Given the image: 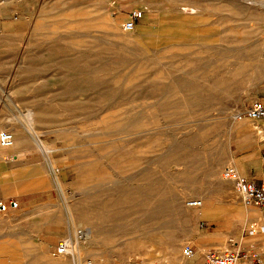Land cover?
Instances as JSON below:
<instances>
[{"label": "rangeland", "instance_id": "374dc122", "mask_svg": "<svg viewBox=\"0 0 264 264\" xmlns=\"http://www.w3.org/2000/svg\"><path fill=\"white\" fill-rule=\"evenodd\" d=\"M257 100L264 0H0V131L27 144L5 154L23 167L0 197L43 214L0 232V264H203L264 236L248 234L264 205L222 177L264 163V118L233 116ZM76 228L92 233L81 251L56 255Z\"/></svg>", "mask_w": 264, "mask_h": 264}, {"label": "built area", "instance_id": "2783aa9c", "mask_svg": "<svg viewBox=\"0 0 264 264\" xmlns=\"http://www.w3.org/2000/svg\"><path fill=\"white\" fill-rule=\"evenodd\" d=\"M144 17V11L134 9L129 18L124 22L126 31H133L137 23ZM235 119H261L264 118V102L257 100L243 110L234 112ZM14 135L10 130L0 131V147H10L13 144ZM222 177L224 180L233 182V185L246 205L263 206L264 205V180L260 182L249 179L241 173L235 166H226L223 169ZM193 206L202 205L201 200L191 202ZM19 201L16 199L1 200L0 211L6 212L11 209L19 208ZM258 233L264 234V225L253 224L248 231L250 236ZM88 237L87 228H76L74 232L62 238L56 246V255H69L75 252L77 244L84 243ZM195 249L192 245L183 247V255L191 258L195 255ZM203 264H264V252L255 246L244 247L238 244L232 245L226 249H211L206 252Z\"/></svg>", "mask_w": 264, "mask_h": 264}, {"label": "crops", "instance_id": "0c3cea01", "mask_svg": "<svg viewBox=\"0 0 264 264\" xmlns=\"http://www.w3.org/2000/svg\"><path fill=\"white\" fill-rule=\"evenodd\" d=\"M250 120H253V119H250ZM258 125H262V123L258 122ZM262 131L263 129L260 130L259 133H261ZM26 147H27L26 139L24 140L18 139L15 146H13L11 149L0 150V159H1L0 160V186L4 185L5 187V183H1V181L3 182L5 180L12 179L16 182L17 179L19 178L18 176H20V171L22 170V167H23L22 165H20V163L10 164L8 161H6V157H4L5 154L9 152L14 153L13 160H14V157L16 156L15 158V161H16V160L22 159L21 158L22 152H24ZM244 167L245 168H243L242 173L246 175L249 179L256 181V182H260L264 180V163H258L257 161L253 159L251 164H248L247 166H244ZM11 184L7 183V186ZM29 189L31 188H28L27 185L22 189L15 188L12 185L10 188L8 187V193H13L17 191H28ZM26 194L28 195L30 194V192ZM9 198L10 197L2 199V197H0V201L5 200V199L8 200ZM11 199H14V198H11ZM18 209L19 208L11 209L6 212L0 211V232L1 234H5V236L6 235H10V236L20 235L21 233H27V231L30 232V230L35 231L38 228L37 215H43L42 213H38L36 211L35 212L19 211ZM258 234H262V233H258ZM252 239L253 238L245 240L244 238H231L230 237L227 239L225 243L220 244L217 248H209L207 251L211 249L223 250V249L230 247L231 244L237 243L238 245L244 246V247L258 245L259 249L264 252V236L260 235L256 237L255 239L253 240ZM206 252L203 254V260H204V256Z\"/></svg>", "mask_w": 264, "mask_h": 264}, {"label": "bare ground", "instance_id": "6f19581e", "mask_svg": "<svg viewBox=\"0 0 264 264\" xmlns=\"http://www.w3.org/2000/svg\"><path fill=\"white\" fill-rule=\"evenodd\" d=\"M66 28V27H65ZM2 131V130H1ZM12 133H13V135H14V141H13V144L10 146V147H0V150H2V149H11L13 146H15V144L17 143V141H18V135H17V130H16V128H12ZM37 137H38V135H37ZM39 147L41 148V149H43L44 151H45V153H46V155H48L49 154V152H50V148H49V146L48 145H46L45 143H40L39 142ZM42 150V151H43ZM44 153V152H43ZM192 203L191 202H189L188 203V205H191ZM75 223V222H74ZM88 228V227H87ZM91 230V229H90ZM89 230V231H90ZM89 231H88V237L87 238H90V236H91V234L92 233H89ZM75 251H77V252H80L81 251V249H80V244H77V246H76V250ZM82 253V252H81Z\"/></svg>", "mask_w": 264, "mask_h": 264}]
</instances>
